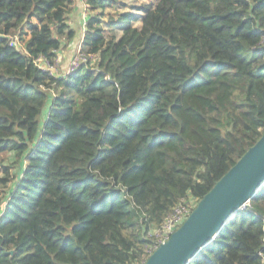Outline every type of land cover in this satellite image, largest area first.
Returning <instances> with one entry per match:
<instances>
[{
  "label": "trees",
  "instance_id": "trees-1",
  "mask_svg": "<svg viewBox=\"0 0 264 264\" xmlns=\"http://www.w3.org/2000/svg\"><path fill=\"white\" fill-rule=\"evenodd\" d=\"M72 2L0 0V264H143L264 133V0H84L55 76ZM190 264H264V185Z\"/></svg>",
  "mask_w": 264,
  "mask_h": 264
},
{
  "label": "water",
  "instance_id": "water-1",
  "mask_svg": "<svg viewBox=\"0 0 264 264\" xmlns=\"http://www.w3.org/2000/svg\"><path fill=\"white\" fill-rule=\"evenodd\" d=\"M264 185V133L143 264H190Z\"/></svg>",
  "mask_w": 264,
  "mask_h": 264
},
{
  "label": "built area",
  "instance_id": "built-area-1",
  "mask_svg": "<svg viewBox=\"0 0 264 264\" xmlns=\"http://www.w3.org/2000/svg\"><path fill=\"white\" fill-rule=\"evenodd\" d=\"M82 3V11L85 13V15L81 18V31L83 32L85 30L86 22H87V13H86V6L83 4L84 0H79ZM16 47L18 48V44L16 43V40L13 42ZM80 45V44H79ZM77 47L75 54L68 62L67 71L64 73V75L71 73L75 70H77L80 66L88 63L92 57H89L85 55L82 51H80V47ZM37 65L39 68L47 70L54 74L56 76L55 67H56V61L53 65L48 64L46 61L38 60ZM192 208L190 209L186 202H181L178 205H176L173 210L164 218L161 225L156 227L155 229L149 231L146 235V238L149 240L148 246L145 250V260L147 257L161 244L164 243L170 235L178 229L182 223L186 220L188 215L190 214ZM3 212L0 211V216Z\"/></svg>",
  "mask_w": 264,
  "mask_h": 264
},
{
  "label": "rangeland",
  "instance_id": "rangeland-1",
  "mask_svg": "<svg viewBox=\"0 0 264 264\" xmlns=\"http://www.w3.org/2000/svg\"><path fill=\"white\" fill-rule=\"evenodd\" d=\"M156 1L157 0H147V1H144V0H118V2L114 4L113 8L107 9L104 11V23H107V21H106L107 16H113V18H116L117 14L121 11L135 10L134 8L139 7L142 3L155 4ZM74 6H75V2L74 3L72 2L71 6H70V11H69L70 16H72ZM139 15L142 16V14H139ZM66 20H67L68 25L71 29H73V30H74V28L76 29L77 35L75 37V40L73 42H71V43H74V46L72 47V49H70L68 47V44H66L62 48V51H61L62 54L59 56L60 60L59 61L56 60V67H55L56 76H63L64 75L63 71L60 69V67H62V66L67 67L68 60L70 57L72 58L73 55L75 54V51L78 47L79 38L82 36V31H81L80 26L78 24L79 20H78V22H76V19L72 18V17H67ZM134 26L140 27V23H135ZM115 31H116V36L119 37L121 35L122 28L121 27H115ZM18 48L20 50H23L22 45H18ZM9 157L10 158L8 159V162L10 163L13 161V157H11V156H9ZM16 169H19V168H17V167L13 168V171L15 173L17 172ZM186 203L190 209L191 208L194 209V207L196 206V202H194V200H192V199L187 200Z\"/></svg>",
  "mask_w": 264,
  "mask_h": 264
},
{
  "label": "crops",
  "instance_id": "crops-1",
  "mask_svg": "<svg viewBox=\"0 0 264 264\" xmlns=\"http://www.w3.org/2000/svg\"><path fill=\"white\" fill-rule=\"evenodd\" d=\"M75 2V6H74V9H73V13H72V16H68V17H72V18H75L76 19V22H78L79 26L81 27V18L85 15V13L82 11V3L79 1V0H73V3ZM72 20V19H71ZM74 20V19H73ZM75 21V20H74ZM74 28V27H73ZM74 31H76V29L74 28ZM76 35H77V31H76ZM80 41H81V37L79 38V43L78 45L80 44ZM74 46V43H70L68 44V47L70 49H72V47ZM62 50H60L58 53H57V58L56 60H60V55L62 54L61 52ZM71 57L69 58L68 62L70 61ZM67 66H68V63H67ZM60 69L63 71V74L66 72L67 70V67L65 66H62L60 67Z\"/></svg>",
  "mask_w": 264,
  "mask_h": 264
}]
</instances>
